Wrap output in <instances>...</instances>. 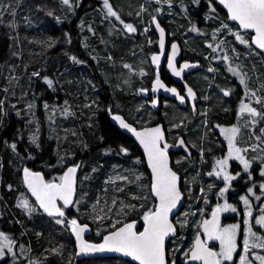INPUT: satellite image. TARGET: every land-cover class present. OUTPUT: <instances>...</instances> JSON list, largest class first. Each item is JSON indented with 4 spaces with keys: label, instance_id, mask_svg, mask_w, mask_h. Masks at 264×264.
<instances>
[{
    "label": "trees",
    "instance_id": "16d2710c",
    "mask_svg": "<svg viewBox=\"0 0 264 264\" xmlns=\"http://www.w3.org/2000/svg\"><path fill=\"white\" fill-rule=\"evenodd\" d=\"M70 1L71 6H66L62 0H21V2L0 0L2 201L4 205L10 206L9 209H14L16 204L13 203V198L18 197L19 191H26L21 178L22 166L47 174L42 171L45 169L47 159L61 163L83 159L78 184L83 177H87L82 188L89 207L87 210L89 213L83 218L87 219L89 216L95 218L97 215H104L107 218L121 217L120 211L122 217H126L131 215L127 214V209L130 207L133 210L138 209L141 203L143 204L144 198L151 196V178L138 146L118 131L110 121L106 110L111 107L112 111L123 115L126 120V113H132L135 104L132 88L135 85L145 86L152 73L148 59L144 57L146 41L139 36H128L126 41H121V36H108L110 29L115 34L122 32L115 30L112 21L109 20L110 23L107 18L101 19L96 15L101 8V0H84L87 1L86 5L82 4L78 10L76 0ZM90 1L92 2L89 5ZM141 3V0H136L135 3L119 0L118 7L125 15L137 18ZM174 3L177 9L182 3L187 9L184 16L178 15L176 18L175 25L178 29H186L188 33H193L195 28L197 33L202 35L198 29L217 24L215 31L219 35L179 37H188L191 48L200 51L204 48L210 51L228 50L226 56L235 65L233 68L235 72L229 70V75L237 79L241 90L242 87L251 90L252 79L247 71L254 70L259 57L257 48L251 44L250 34L239 33L240 36L244 35L242 37L248 41V44H241L235 35L220 36V25H234L210 0H174ZM154 9L146 8L147 18H149L148 10ZM223 29L224 27L221 31ZM150 36L154 39L155 34L151 32ZM130 55L134 59L137 57L135 55L143 56L147 61L141 63L138 61L137 64L132 63V60L129 61V67L135 74L127 86L126 82L124 83L126 78L121 62L130 59ZM142 72L145 75L141 74ZM46 76L52 82L49 86L42 81ZM242 77L244 84L240 83ZM213 80L214 77L209 76L205 82L213 84V88L210 87L206 91L203 88L201 91L202 102L198 118L194 119L187 110L169 104L168 110L159 112V114L163 112L167 117H163L164 119L159 117L157 121L162 119L163 124L168 125L164 129L168 132L169 141L176 142L170 129L172 124L175 125L174 127L182 128L186 143L196 148L202 145L207 155H211L219 148L222 149V145L219 141L217 144L212 141L209 130L205 129L203 133L201 116L207 113L209 122L226 118L227 108L231 107L234 94L226 99L220 91L224 89L236 91L230 78L229 84L212 83ZM38 82L39 85L35 84ZM48 87L51 88V92ZM207 93L208 99L204 97ZM47 99L52 103L66 101L71 104L72 113L64 115L60 107L57 110L54 108L46 110ZM173 110L177 113L174 114ZM190 131H194L195 135L187 139L185 135ZM203 136L205 138L202 142ZM245 136H248V133ZM13 143L16 144L17 150L13 149ZM243 151L246 153L245 150ZM170 153L173 158H179V155L188 158L187 153ZM185 163L188 165L185 169L188 172L182 174L181 169L176 171L184 179L194 182L196 189L197 184L200 185L199 178H194L200 171L197 169V156L193 161ZM111 172H114V176ZM122 175L127 180L123 179ZM105 177L121 180V184L129 188L124 187L120 192L116 189L101 192ZM208 181L207 178L204 181L205 190L209 189ZM195 194L193 192L192 198ZM130 196H133V201L140 198V202L132 206L131 202H128L131 201ZM152 200L154 201L153 197ZM113 201L120 204L116 211L111 210ZM3 209L4 215L16 224L9 209L5 206ZM78 210L82 211V209ZM15 212L20 215L18 210ZM37 214L42 215L44 220L31 222L34 229L31 228L28 237L22 235L23 243H26L32 252L29 257L35 261H46L47 264H69L74 260V249L68 229L62 223L57 224L55 219L44 216L39 208ZM136 219L137 216L125 222ZM93 226L96 228L95 225ZM17 228L22 232L18 225ZM93 241L97 242V240ZM38 245L46 251V255L42 251L38 253L40 247ZM15 264H25V261L20 262L16 259ZM81 264H108V259L85 260Z\"/></svg>",
    "mask_w": 264,
    "mask_h": 264
},
{
    "label": "snow or ice",
    "instance_id": "6c2138e0",
    "mask_svg": "<svg viewBox=\"0 0 264 264\" xmlns=\"http://www.w3.org/2000/svg\"><path fill=\"white\" fill-rule=\"evenodd\" d=\"M157 2H159V0H157ZM63 3L67 5L69 4V0H63ZM220 3L227 9L228 18L230 20L238 22L240 28L246 30L250 29L255 33L251 38V44L255 45L256 48L261 51H264V0H220ZM104 7L107 9L108 16L120 19L116 12L113 11L109 4V0H104ZM156 27L160 32V47L163 52L164 30L160 28L158 23L156 24ZM224 27H227V25H224ZM124 28L129 32L136 31L131 24H124ZM236 39L241 44H248V41L239 34H236ZM176 51L177 45L173 44L172 53L168 57V67L171 69L173 75L179 76L181 71H183V68H188L189 65L185 64L180 71H177L173 63ZM151 59L153 64H158L160 56L153 55ZM125 67H127V65H125ZM230 71L235 72L234 69H230ZM33 75H38V73H33ZM45 80L51 85L52 82L50 80L46 77ZM240 83H245L243 77L241 78ZM163 87L164 85L161 83L159 76H157L152 91L155 92L157 88ZM167 91L176 93L175 88L167 89ZM224 95L227 96L229 93L225 92ZM253 95H255V93H253ZM188 96H194L191 88H188ZM177 98L182 102L184 100V97L182 96H178ZM155 103L156 101H153L154 105ZM245 110L252 116L259 115L256 109L242 104L241 111ZM113 118L119 121L122 128H126L132 132L144 146L148 158V164L152 171L150 195L155 198V202L153 207L148 208L143 213L142 219L144 227L142 231L135 230V222L124 223L120 227L113 225L114 230L108 235H105L103 237V243L99 244L84 242L82 234L85 232L86 226H81L76 219L68 220L67 224L70 226V229L75 236L77 248L79 249L77 255L108 251L122 253L125 256L131 257L134 261H137L138 264H167L165 240L170 235L176 233V228L170 221L169 214L172 213L173 209L177 207L178 202L181 200V192L177 187V174L168 166L166 152L168 145L165 144L163 148L160 146V143L163 140V134L160 127L137 132L134 128H131L126 124L119 116ZM261 131L264 132V129H261ZM222 132L225 133V138L228 140V157L218 159L215 162L213 171L209 172L208 175L211 176L215 174L217 177L223 175V179L227 185L228 181L236 178L225 171V167L228 164V158L233 157V154L235 153V158L240 161L245 171H248L250 165L247 160L239 155L241 150L235 147L234 142L236 135L239 132V128L232 127L222 129ZM180 143L183 145V141H180ZM12 147L15 149V144H13ZM78 167L79 165L68 167L63 175L58 178L59 183L45 181L40 173L32 172L28 168L23 169L24 183L29 191H31L32 195L35 196L36 202L45 213H48L50 216L60 218L65 217V212L60 206H58L57 201H62L65 208L72 203V192ZM217 168H219V171H217ZM237 175H239V173ZM260 175L264 176V169H262ZM137 179H139V177H137ZM260 188L264 191V184H261ZM227 190V186L221 188L219 194L222 196ZM248 191L251 193L252 189L250 188ZM145 199H147V197ZM257 199H259V197H257ZM241 200H243L246 206L249 204L247 198L241 197ZM20 206L29 209L27 201H21ZM29 210L31 211V209ZM228 210L233 212L236 211L232 205L227 203L217 205V207L212 210L211 219H202L197 226L198 230L196 237L191 247L185 253L186 261H190L192 264H196V262H200V264H222L224 261L233 260V253L236 252L237 249L236 234L239 226L235 224L222 226L219 219L220 212ZM251 215L252 213L250 211L245 212L244 224L246 226L249 224L248 217ZM56 223L61 224L64 223V221L62 219H56ZM117 223L120 222L118 221ZM256 223L264 227V215L260 216L256 220ZM201 234H203L205 239L201 238ZM253 235L254 233H252L251 227H248L247 234L243 241L244 251L246 253L249 251L248 237ZM0 238L7 240V237H5L3 233H0ZM209 241H218L219 251H213L209 246ZM8 243L10 244L11 241ZM3 246L8 245L0 246V255H2ZM259 246L264 247V241H262ZM251 247H257V244H252ZM256 259L264 262V256H257ZM240 262L241 264H246V257L241 256Z\"/></svg>",
    "mask_w": 264,
    "mask_h": 264
},
{
    "label": "flooded vegetation",
    "instance_id": "af4514ba",
    "mask_svg": "<svg viewBox=\"0 0 264 264\" xmlns=\"http://www.w3.org/2000/svg\"><path fill=\"white\" fill-rule=\"evenodd\" d=\"M86 2L87 1H84V2L81 1L80 4L86 3ZM210 2H212V1L210 0ZM212 3L216 7H218L214 2H212ZM113 19L115 20L114 17H113ZM160 21H161L162 25L164 26V21L163 20H160ZM252 37L253 36L250 35V38H252ZM173 43H177L179 48H180V51H181L180 58L176 62V66L178 68L185 61L198 63L200 66L199 70L189 72V73L184 75V77H183L184 85L180 82H177V81L173 82L171 77L166 73L167 72L166 67L168 64V57L172 53ZM201 50L202 51H200V49H195L194 47L191 48V42H190V39L188 37L180 38L179 36H166V44H165V49H164V55L162 56V64L160 65V69H159L158 73L156 74L155 69L152 66L150 60H151V56L158 51L157 50V37L154 36V39L148 40L146 42V57L148 59V64L151 68L152 73H151L149 82L145 86L139 87L140 91L136 95L141 98V100L144 102V104L147 106V108H149L152 112H154L149 107V104L152 103V101L154 100V96L150 93L149 89H150L151 83L157 78V76H159V78L162 81H164V83L166 85H168V86L174 85V87L177 88L178 92L181 95H185V93L188 94V91L186 90V86H188V87L190 86L194 90V91L192 90L194 93V96L193 97L188 96V99H190V101L185 98L183 108H179L175 102H172L168 99H165L163 96H160L159 97L160 110H162V111H165L166 109L168 110L169 104H175L177 106V108L182 109V110H187L191 114V116L194 119H196V118H198L199 113H200L199 107L201 106V102H202V99H201L202 98V94H201L202 89L205 88V91H206L210 87L213 88V84H211V83L206 84L205 83L209 79V76L214 77V80L212 83H216V84H218V83L229 84V78L231 79L232 85L236 88V91L231 92L229 89L228 90L224 89V90L220 91V93H223L222 95L226 99H228L230 96H232L234 94V96L232 97L231 107L227 108L228 116L226 118H220L219 120H221V121L214 120L215 121L214 123H212V120L209 122L207 113L204 114L203 116H201L202 122H203V133H205V129L209 130V134L212 137V141L215 144H217L218 137H219L220 131H221V133H222L221 136H223V137L219 140H220V144L222 145L223 150H224L221 155L216 156L214 159H212V154L211 155L204 154V151L202 149V145L199 148H196V146L189 145L188 143H186V141L184 139V132H183L182 128H180V127H178L175 131L172 132V134L174 136L173 138L176 139L175 143L172 141H169L168 132L165 130V132H166V143L171 145V146H174L177 143V141H179L180 139H182L184 141L185 146L189 149L188 158H184L185 159L184 160L185 165H187L185 163L186 161L188 163L193 161V158L195 156H197L199 153L204 154L205 168H204L203 172L198 175L199 183L203 188V184H204V181L206 179V176H205L206 172L210 170L212 165H215V162L218 159H224V158L228 157V151H229L228 140L225 138V133L222 132V129L228 128L235 123L233 126L239 128V132L237 133L236 138H235V142H234L235 147L241 150L239 152V155L242 156L245 160H247L249 162L250 166H249L248 171H245L244 167L240 163V161L235 158L236 154L234 153L233 157L228 158V164L225 167V171L229 175L236 177L235 179L227 182V185L231 186L230 187L231 191H229V192H227V194H225L226 203L232 205V207H234L236 209V211L235 212H233L231 210L221 211L220 212V224L222 226H228V225L235 224V225H238L239 227L237 229V234H236L237 249H236V252L233 253V260L232 261H224V262H222V264H241V262H240L241 256L246 257V264H264V262L256 259L257 256H264V247L259 246V244L262 241H264V227H262L261 225L256 223V220L260 216L264 215V208H259L260 203L253 196L254 194L258 193V190H259V186L257 184L258 182H256L257 171L255 170L257 165L254 163V161L250 162V160H252V157L250 159H248V157L243 156V153H245L243 151L244 146L250 152V153H245L246 155L252 156L254 154L255 148H256L255 135H256L257 129L253 126V116L246 110L241 111V106H242V102L240 100L241 99V97H240L241 88L237 82V79L235 77L229 75V70L233 69L235 67L234 63L230 60V58H228V56L222 54L223 49L210 51V50L204 48ZM257 50H259V49H257ZM131 56L132 55H130L129 57H131ZM129 65H130V63L128 64V66ZM35 84L39 85V82L35 83ZM225 92H228L229 95H227V96L224 95ZM207 95H208V93L206 95H204V97L206 98ZM244 100H245V105H247L250 108H253V104L251 102H249L247 98H244ZM191 102H196L195 103V108H196L195 109L196 110L195 115L191 111L192 110L191 109ZM106 113L109 116V119L111 122H112V118L116 114H119V113H115L114 110L112 111L111 107L107 108ZM238 114H243L246 117V120H247L246 125H239L237 122H235ZM159 122L163 123L164 120L161 119ZM159 122H157V123H159ZM157 123H155V124H157ZM246 130L248 133L247 139L243 136V132ZM119 132L122 135H124L121 131H119ZM213 134H216V135H213ZM194 135H195V132L190 131V133L186 134L185 136L188 139ZM241 136H243V137H241ZM195 148L197 150H195ZM168 152L170 154V157L172 158L170 152H181V151L168 150ZM218 154L219 153L217 152L216 155H218ZM171 162H172V159H171ZM82 163H83V159L77 160L76 163H69L67 165L65 162H63V163L52 162L51 160L47 159L45 162V164H46L45 169H42V171L47 173V174H43L44 179H45V181L59 183L58 178L61 175H63V173L65 172V170H67L68 167L79 165V167L77 168V172H76V175H77L76 176V185H78V180L80 177V171H81ZM100 165H101V163H100ZM22 167L24 168V166H22ZM234 167H236L235 170L239 171L241 173V175H239V176L234 175L235 174L234 173L235 170H233ZM46 169H47V171H46ZM217 171H219V168H217ZM53 173H54V175H53ZM52 175H53V177H52ZM217 178H219L218 179L219 182L216 183L217 182L216 181L215 184L223 186L225 183V181L223 179V175H221L220 177H217ZM250 188L253 191L251 193H249V191H248ZM214 191L215 190H211V189L209 190L208 189V190H206L205 195L206 196H215L216 194ZM239 196H243V197L248 199V201H249L248 205L250 206L249 208L242 207V204L240 202H238V199H237V197H239ZM222 198L218 199V201L221 202L220 205L224 204V202L222 201ZM215 201H216V198L207 200L206 205L208 206L209 212H207L205 214L204 219H210L211 218L212 210L214 208H216V207H211V205L215 204ZM57 203H58V206H60L62 208V210L65 212V217H63V218L50 217V218H53L55 220L56 219H62L64 221V223H62V225L71 232L70 226L67 224V221L71 220V219L79 220V215L72 208L73 204L71 206H68L65 208L61 201L58 200ZM78 211H80V210H78ZM246 211H250L252 213V215L250 217H248L249 224L247 226L244 224V218H245V212ZM3 212H4V209L2 208L0 211V213H1L0 221L4 220V218H5L3 215ZM181 212H183V211L181 210ZM179 215L172 218V222L176 228V233H175V235L171 236L167 241L166 261H167V264H192V262L186 261L185 253L191 247V245H192V243L196 237L198 225L195 227H193L192 225H187V226L180 225L179 223L176 222ZM77 222L81 223V224L86 223L84 221H77ZM87 224L90 226V233H89V235L86 236V238H85L86 241H88L89 243H96V244L101 243L103 241V237L102 238L100 237V239L92 238V235L95 233V227L91 226L89 223H87ZM143 227L144 226L141 227L140 225H137L136 230L141 231ZM248 227H251L252 233H254V235L248 237V239H249V251L246 253L244 251L243 241H244L245 235L247 234V228ZM0 229L5 232V230L8 228H6V226H4V227H0ZM183 229H187V230L183 231ZM70 235H71L72 240H73L74 238H73L72 233H70ZM201 238L205 239L203 234H201ZM0 240H3V238H0ZM93 240H97V242H95ZM6 241L8 242V240H6ZM74 242H75V240H74ZM208 243H209V246L213 249V251H219V242L218 241H209ZM3 244H4V241H2V245ZM185 244H187V246H185ZM252 244H257V247H251ZM2 245H0V246H2ZM74 255H75V245H74ZM101 258H105V257H98L95 259H101ZM109 258H114V257H109ZM9 261H10V259L5 258V255H3L2 261H0V263L1 264H7V262H9ZM84 261L85 260H83L82 262H84ZM73 262H74V260L72 261V264H73ZM120 262H122V260H120ZM126 262L128 264H131L128 261H126ZM196 264H200V262H196Z\"/></svg>",
    "mask_w": 264,
    "mask_h": 264
},
{
    "label": "rangeland",
    "instance_id": "374dc122",
    "mask_svg": "<svg viewBox=\"0 0 264 264\" xmlns=\"http://www.w3.org/2000/svg\"><path fill=\"white\" fill-rule=\"evenodd\" d=\"M79 1H81V0H79ZM101 1H102L101 8L96 13V15H99L101 17V19L107 18L108 21L109 20L112 21V24L114 25L115 30L120 31L122 33L115 34L110 29L107 34H108V36H121V41L128 40L129 35L130 36H139V38H145L146 42L148 40H151L152 36H150V33L152 32V28H151L150 23H151L152 17H154V16H156L159 20L164 21L163 27L166 29L168 36H219L217 31H215V27H217V24H212L211 27L206 26L203 29H198V32H202V35L198 34L197 29H195V28L193 29V33H188V31L186 29H184V30L178 29L175 25L176 18L178 15L184 16L187 9L184 7L183 3L178 5L179 9H177L175 7L174 0H159V2H157V0H141L142 3H141V7H140V14L138 15L137 18L125 15L124 12L121 10V8L118 7L119 6V0H109V4L111 5L113 11H115L117 16H119V18H120V19H117L116 17H114L115 20L113 19V16H108L107 9L104 7V0H101ZM20 2H21V0H20ZM91 2L92 1H90L89 5L91 4ZM132 2L135 3L136 0H128V3H132ZM82 4L83 3L79 4L76 9L78 10ZM85 5H86V3H85ZM146 5H147V7H146ZM66 6H71L70 0H69V4H67ZM146 8L147 9L155 8L154 10H148L147 15H149V18H147L145 15L146 14V11H145ZM124 24H131L136 29V31L135 32L126 31L124 28ZM148 24H150V30L148 29ZM223 27H224V25H220V32H221L220 36H232V35L236 36V34L240 33V30L235 25L232 26V25L227 24V27H224V29L221 31V29ZM213 32H215V33L213 34ZM152 34H153V32H152ZM242 36H244V35H242ZM257 52H258V57H259L257 65L254 67V70L249 69V71H247L249 73L251 79H252L253 90H252V83H251V90L250 89L246 90L245 87H242L240 97L242 98L244 96L245 98H247L248 101L251 102L255 106L256 110H258L259 113H262V115H263V116H261V118L259 120L260 123H259V126H258L257 131H256L257 137H259V142H258L259 147L257 148V152H254V154L252 156L246 155L245 153H243V156L248 157V159H250L252 157V160H250V162L254 161V163L257 165L255 170L257 171L256 182H258L257 184L259 186V190H258V193L254 194L253 196L256 199H257V197H259V199H257L260 203L259 208H264V191H262L260 188V185L264 184V176L260 175L262 169H264V142H263V144L261 143V138L264 141V132L261 131V129H264V51L258 50ZM228 53H229V51L226 49L222 51L223 55H226ZM145 54H144V57H146ZM135 56H137L135 59L131 56L130 59L121 62V65H122L121 68L124 71V76L126 78V80H124V83L126 82L127 86L131 83L132 76L135 74V72L129 66L125 67V65L129 64L128 61L132 60L131 62L134 64H137L138 61H140V63L142 61H144V62L147 61V59L145 60V58L143 56H140V55H135ZM123 62H125V63H123ZM141 74L145 75L144 72H142ZM46 78L48 79L47 76H46ZM42 81H44V83H46V85L49 86V84L46 82L45 78H42ZM41 84L45 85L43 83H41ZM138 87H139V85H137V86L135 85L132 88L134 90L132 92L134 95L135 104H134L132 113H126L127 120L129 122L133 123L136 127H143L146 125L148 126L150 124L157 123L159 117L166 118L167 116L163 112H161V114H158L155 112L153 113L149 108H147V106L144 104V102L141 100V98L139 96L135 95V94H138V92L140 91V88H138ZM49 91L51 92V88H49ZM251 91H252V93H251ZM253 93H255V95H253ZM208 98L209 97H207L206 99H208ZM55 101H57V100H55ZM258 101H260V102H258ZM58 107H60V109L63 111L64 115H68L69 113H72V111H73L71 104L69 105V103H67L66 101H63V102L59 101L58 103H52L50 99L46 100V110L49 108H54L55 110H57ZM115 113H118V112H115ZM140 113H141V115L139 116ZM173 113L176 114L177 111L173 110ZM235 122H237L239 125H246L247 120L243 114H238ZM170 125H171L170 129L172 132L178 128V127H174L175 125H172V124H170ZM167 127H168V125L166 124L165 128H167ZM221 134L222 133L220 131V135L218 137L219 143H220L219 138H220ZM204 138L205 137L203 136L201 139L202 142L204 141ZM18 142H19V139H18ZM13 144H15V143H13ZM15 146H16V144H15ZM15 150H17L16 147H15ZM195 150H197V149L195 148ZM244 150H246V153H250L249 150L245 146H244ZM255 150H256V148H255ZM223 151L224 150L222 147V149L219 148L217 151L213 152L212 153V159H214L216 156L221 155ZM217 152L219 153L218 155H216ZM204 154L199 153L197 155V169L200 170V171H198V175L200 173H202L204 168H205ZM183 157L184 156H180V155H179V158H173L172 157L173 169L175 171L181 169L182 174L185 172H188L185 170L188 167V165L184 164L185 159ZM75 158H76V156H75ZM65 163L67 165L69 163H76V161L75 162L66 161ZM213 167H214V165H212L210 170L206 172L205 176L210 181V182L208 181V183H207V184H209V189L215 190L214 191L216 194L215 196H206L205 195L206 190L204 189V186L202 188L201 185L197 184L196 189H195L194 188L195 183L190 182L187 178L184 179V177H182V175H181V178H182L181 189H182L183 194L186 198V202H185V205L182 209L183 212H180V215L176 220V222L179 223L180 225H182V226L192 225L193 227L197 226L202 221V219L205 218V214L207 212H209L208 206L206 205L207 200L216 198L215 204H212L211 207H217V205L221 204V202L218 201V199L222 198V197H223L222 201L224 202V204L226 203L225 194H227V192L231 191V189H230L231 186L226 185L225 183L223 186L215 184L216 181H217L216 183L219 182L218 181L219 178H217L215 174H213L211 176L208 175L209 172L213 171ZM235 169H236V167L233 168V170H235ZM22 170H23V167H22ZM234 173H235L234 175H236V176L241 175V173L237 170H235ZM238 173H239V175H237ZM111 174H113V176H114V172H111ZM15 175H16V172H15ZM53 175H54V173H53ZM53 175H52V177H53ZM198 175L195 174L194 178L195 177L198 178ZM122 177H123V179H126L123 175H122ZM86 178L87 177H83L81 183L77 185V191H76L77 194H76L74 203L72 205V208L79 215V220H77V221H84L86 223H89L91 226H93V225L96 226L95 233L92 235V238L100 239V237L102 238L106 234H108L109 232L114 230L113 225H116V227H118L119 225L124 223L126 220L132 219L133 217H136V216H137L136 221L138 222V225H140L141 227L144 226L143 219H142L143 213L148 208L153 207L154 202H155V200L154 201L152 200L151 196L150 197L146 196L147 199H145L146 197L144 198L143 204L141 203V205L139 206L138 209L134 208V210H133L131 207L129 209H127V214H131V215L126 216V217H122L123 214L119 210L121 213V217L116 216V217L107 218L104 215L103 216L97 215L95 218L92 216H89L87 219L83 218V216H85L86 214L89 213V211H87L89 209V207L87 205V202L84 199V193L85 192L82 188V184H84L87 181ZM113 178L114 177H110V178L105 177L104 178V180H103V186L104 187H102L101 192L102 191L107 192L108 189H110L111 191L116 189V191L120 192L124 189V187L129 188L126 185L121 184V180L116 181ZM134 178H135V175H134L133 179ZM191 180L193 181V179H191ZM1 186H2V182H1V178H0V188H1ZM106 186L108 188L105 189ZM226 186H227L228 190L221 196L219 194L220 189L224 188ZM79 188H82V190H79ZM195 190H196V194H195ZM193 192L195 194L194 198H192ZM2 196H3V194L0 190V211L3 208V206L7 207L8 209L10 207L9 205L7 206L6 204L5 205L3 204ZM18 197L20 199H18ZM18 197L15 196L13 198V203L16 204L13 207L14 209H12V208L9 209L10 213L13 215L12 220L16 221V224L14 222H11V220H9V218H7L4 215V212H3V215L5 218L3 217L4 220L0 221V227L6 226V228H8L5 230V232L0 229V232L3 233L7 237L8 242L11 241V243L9 244L6 240H0V245H2V241H4L3 245H8V246L2 247V255H0V261H2V256L5 255V258L10 259L8 264H15L16 259L20 262L25 261V264H47L46 261L43 262V261L32 260L29 257V254H32V252H30L28 245L26 243H23V239H22V235L25 237H28V233L31 231V228L34 229L31 222L43 221L44 217L40 214H37L38 213L37 204L34 203L33 198L26 191L25 192L19 191ZM241 197H243V196L237 197L238 202H240L242 204V207L249 208L250 206L249 205L246 206L244 204L243 200H241ZM132 198H133V196H130L131 201H128V202H131L132 206H134L135 204L140 202V198H136V201H133ZM21 201H27V203L29 205V209H31V211L29 209H26V208L20 206ZM95 202L97 203L98 200ZM128 202H124V203H128ZM119 206H120L119 203L113 201V203L111 205V210L116 211V209ZM16 209L18 210L20 215H18L17 212H15V211H17ZM78 209H82V211H78ZM133 213H136V214H133ZM0 215H1V213H0ZM118 221L120 223H117ZM17 225L20 227L22 232H20L18 230ZM69 233H71V232L69 231ZM71 239H72V237H71ZM38 246H40L38 249L39 250L38 253H40L42 251V252H45V255H46V251L42 250L43 248H41V245H38ZM72 246L74 249V241H73ZM185 246H187V244H185ZM17 254H19V255L17 256ZM69 264H72V261H70ZM79 264H81V263H79ZM108 264H128V263L126 261H123V260H122V262H120V260H118L116 258H108Z\"/></svg>",
    "mask_w": 264,
    "mask_h": 264
},
{
    "label": "water",
    "instance_id": "95a60500",
    "mask_svg": "<svg viewBox=\"0 0 264 264\" xmlns=\"http://www.w3.org/2000/svg\"><path fill=\"white\" fill-rule=\"evenodd\" d=\"M212 2H214L224 13L225 15L227 16V19L230 23L236 25L238 27V29L242 32H245V33H249L251 36H254L255 33L250 30V29H242L240 28L238 22L236 21H232L228 18V11L227 9L224 7L223 4L220 3V0H211ZM159 24L160 25V28H162L164 30V49H165V44H166V36H168L167 34V31L165 30V28L161 25L160 21L158 20V18L156 17H153L152 20H151V25H152V31L153 33L155 34V36L157 37V52L154 53L153 55H158L160 56V61L158 64H153L152 62V59L150 60L151 61V64L152 66L154 67V69H156V72L159 71L160 69V65L162 64V56L164 55V50L163 52L161 51V47H160V32L159 30L157 29L156 27V24ZM127 30V29H126ZM128 31V30H127ZM173 44H176V43H173ZM177 45V44H176ZM256 47V46H255ZM258 49V48H257ZM260 50V49H259ZM152 55V56H153ZM180 55H181V51H180V48L179 46L177 45V51H176V56H175V60L173 61L177 71H180L183 66L185 64H188L189 67L188 68H183V71H181V74L179 76H175L172 74V71L171 69L168 67V64H167V67H166V71H167V74L174 80V81H177V82H180L184 85V82H183V77L185 74L189 73V72H193V71H197L199 70L200 66L198 63H188V62H183L181 64V66L178 68L176 66V62L179 60L180 58ZM151 56V58H152ZM161 83L164 85L163 88H157V90L155 92L152 91V88H153V84L155 81H153L150 85V93L154 96V100L153 101H156L155 105L153 104V101L152 103L149 104V107L154 111V112H158L160 111V101H159V97L160 96H163L165 99H168L172 102H175L176 105L179 107V108H183L184 107V100L185 98L188 99V94L185 93V95H181L177 88L174 87V86H168L166 85L162 80H160ZM171 88H175L176 89V93H172L170 91H167V89H171ZM188 88H191L190 86H186V90L188 91ZM192 89V88H191ZM193 90V89H192ZM194 91V90H193ZM178 96H182L184 97V100L183 102L178 99L177 97ZM190 101V99H188ZM195 103L196 102H191V111L193 112V114L195 115L196 114V108H195ZM115 116H119L126 124H128L131 128H134L137 132H141V131H144L145 129H150V128H155V127H160L161 131H162V134H163V140L161 141L160 143V146L161 148L164 147V145H168L167 149H166V152H167V157H168V166L173 170L172 168V162H171V158H170V155H169V152L168 150H175V151H181V152H184V153H188V149L186 148L185 144H184V141L182 139H180L179 141H177V143L174 145V146H171L169 144L166 143V132H165V129L164 127L161 125V124H156V125H151V126H147V127H141V128H136L134 125L128 123L122 115L120 114H116ZM114 116V117H115ZM112 124L119 130L121 131L126 137L130 138L139 148V150L141 151V154L143 155L144 159H145V163H146V167L150 173V178H152V171H151V168L149 167V164H148V158H147V154L145 153V150H144V146L140 143V141L136 138V136L130 132L128 129L126 128H122L120 126V123L119 121L115 120L114 118H112ZM228 128H231L228 127ZM227 129V128H226ZM180 141H183V145H181ZM174 171V170H173ZM32 172H38V171H32ZM176 172V171H174ZM41 174V176H43V174L41 172H38ZM177 174V177H178V181H177V187L179 189V191L181 192V200L178 202L177 204V207L175 209H173L172 213L169 214V219L170 221L172 222V218L175 217L177 214H179V212L181 211L183 205L185 204V196L184 194L182 193V190H181V176L176 172ZM21 177H22V181H23V184L25 186V189L27 191V193L34 199V201L36 202V198L35 196L32 195L31 191H29V189L27 188L26 184L24 183V175H23V171L21 173ZM44 178V176H43ZM75 179H76V174H75ZM45 180V179H44ZM76 187L77 185L75 184L74 182V186H73V192H72V203L69 205L71 206L74 202V199H75V192H76ZM62 202V201H61ZM63 203V202H62ZM37 206L39 207L38 203L36 202ZM58 204V203H57ZM68 207V206H67ZM40 208V207H39ZM41 209V208H40ZM41 211L43 212V214L47 217H55V216H50L48 213H45L43 211V209H41ZM211 219V218H210ZM219 219H220V215H219ZM132 222H135V225H136V229H137V221L136 220H132V221H128L126 223H132ZM173 223V222H172ZM81 226H86V229H85V232L82 234V239L84 242L88 243L86 241V236L89 235L90 233V228H89V225L88 224H80ZM174 225V224H173ZM122 226V225H121ZM175 227V226H174ZM135 229V230H136ZM143 230V228H142ZM141 230V231H142ZM73 234V233H72ZM175 235V234H174ZM173 236V235H170L169 237L166 238L165 240V247L167 245V241L168 239ZM73 238L75 240V258H74V262L73 264H79L80 262H82L83 260L85 259H95V258H98V257H105V258H109V257H115V258H118V259H121V260H125V261H128L132 264H138L137 261H134L131 257H128V256H125L123 255L122 253H116V252H108V251H105V252H101V253H88V254H79L77 255L79 249L77 248V242H76V239H75V236L73 234ZM103 243V241L101 242ZM190 262V261H188Z\"/></svg>",
    "mask_w": 264,
    "mask_h": 264
},
{
    "label": "crops",
    "instance_id": "0c3cea01",
    "mask_svg": "<svg viewBox=\"0 0 264 264\" xmlns=\"http://www.w3.org/2000/svg\"><path fill=\"white\" fill-rule=\"evenodd\" d=\"M81 1H83L84 2V0H81ZM81 1H79V0H76V5H79L80 4V2ZM84 4V3H83ZM258 113V112H257ZM261 118V117H260ZM260 118H259V115H257V116H255V118H253V120H254V123L255 124H257V123H259L258 121L260 120ZM215 121L214 120H212V123H214ZM223 136H220V138L219 139H221ZM258 142H259V139H258V137L256 136V150H255V152H257V148L259 147V145H258ZM263 139L261 138V143L263 144ZM244 150V149H243ZM235 168V167H234Z\"/></svg>",
    "mask_w": 264,
    "mask_h": 264
},
{
    "label": "bare ground",
    "instance_id": "6f19581e",
    "mask_svg": "<svg viewBox=\"0 0 264 264\" xmlns=\"http://www.w3.org/2000/svg\"><path fill=\"white\" fill-rule=\"evenodd\" d=\"M177 44V43H176ZM178 45V44H177ZM185 62H188V63H193V62H190V61H185ZM155 73L157 74L158 72H156V69H155ZM167 73V72H166ZM160 79V78H159ZM172 79V78H171ZM156 80V79H155ZM154 80V81H155ZM161 80V79H160ZM172 81L174 82V80L172 79ZM164 82V81H163ZM169 86H174V85H169ZM160 111H158V112H155V113H159ZM157 124H161L164 128H165V125L162 123V122H159V123H157ZM187 148V147H186ZM188 149V148H187ZM188 151H189V149H188ZM77 176V175H76ZM75 184H76V179H75ZM89 228H90V226H89Z\"/></svg>",
    "mask_w": 264,
    "mask_h": 264
},
{
    "label": "built area",
    "instance_id": "2783aa9c",
    "mask_svg": "<svg viewBox=\"0 0 264 264\" xmlns=\"http://www.w3.org/2000/svg\"><path fill=\"white\" fill-rule=\"evenodd\" d=\"M149 29V28H148Z\"/></svg>",
    "mask_w": 264,
    "mask_h": 264
}]
</instances>
